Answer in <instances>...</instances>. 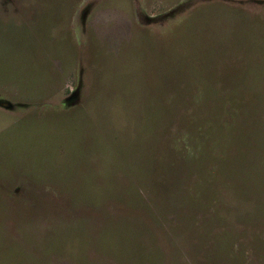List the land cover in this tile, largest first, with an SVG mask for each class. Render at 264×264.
I'll return each mask as SVG.
<instances>
[{
  "label": "rangeland",
  "instance_id": "374dc122",
  "mask_svg": "<svg viewBox=\"0 0 264 264\" xmlns=\"http://www.w3.org/2000/svg\"><path fill=\"white\" fill-rule=\"evenodd\" d=\"M0 264H264V0H0Z\"/></svg>",
  "mask_w": 264,
  "mask_h": 264
},
{
  "label": "trees",
  "instance_id": "16d2710c",
  "mask_svg": "<svg viewBox=\"0 0 264 264\" xmlns=\"http://www.w3.org/2000/svg\"><path fill=\"white\" fill-rule=\"evenodd\" d=\"M234 112H235V115H237V113H238V110H235Z\"/></svg>",
  "mask_w": 264,
  "mask_h": 264
}]
</instances>
